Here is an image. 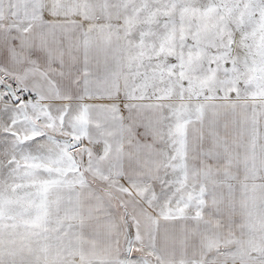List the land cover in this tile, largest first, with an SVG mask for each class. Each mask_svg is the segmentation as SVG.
<instances>
[{"label":"snow or ice","instance_id":"6c2138e0","mask_svg":"<svg viewBox=\"0 0 264 264\" xmlns=\"http://www.w3.org/2000/svg\"><path fill=\"white\" fill-rule=\"evenodd\" d=\"M0 264H264V0H0Z\"/></svg>","mask_w":264,"mask_h":264}]
</instances>
